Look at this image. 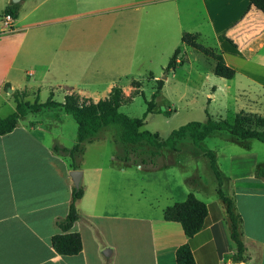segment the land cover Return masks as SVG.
<instances>
[{
  "label": "crops",
  "instance_id": "crops-1",
  "mask_svg": "<svg viewBox=\"0 0 264 264\" xmlns=\"http://www.w3.org/2000/svg\"><path fill=\"white\" fill-rule=\"evenodd\" d=\"M163 1L25 0L8 29L3 16L10 0H0V90L10 85L14 90L6 96L25 91L26 97L29 89L40 90L47 83L95 102L107 97L115 76L101 91L82 79L107 69L97 59L134 52L145 24L142 14L134 17L136 12ZM169 2H174L178 32L199 34L198 41L215 45L229 66L235 64L228 53L243 61L246 73L264 76V13L250 0ZM188 20L195 24L187 27ZM181 44L186 46L182 36ZM20 74L26 80L14 76ZM132 89L125 86V95L130 96ZM26 115L13 131L0 135V264H178L176 250L183 243H189L196 264H237L231 258L237 247L226 205L217 188L204 192L198 179L154 186L144 176L152 170L117 160L113 149L108 157L109 136L85 142L78 168L84 194L76 201L79 216L72 230L80 233L82 250L73 255L58 253L52 237L56 221L69 213L75 186L70 171L75 168L69 157L54 151L56 142L49 141V135L52 139L58 135L52 130L57 122L29 120ZM164 148L160 159L169 160L165 165H176ZM170 150L180 151L178 146ZM259 164L254 157L251 175L232 177L233 192L240 196L235 203L243 218L248 256L238 264H264V179L256 175ZM191 192L206 202L208 214L203 228L187 237L179 222L164 218V210Z\"/></svg>",
  "mask_w": 264,
  "mask_h": 264
},
{
  "label": "rangeland",
  "instance_id": "rangeland-1",
  "mask_svg": "<svg viewBox=\"0 0 264 264\" xmlns=\"http://www.w3.org/2000/svg\"><path fill=\"white\" fill-rule=\"evenodd\" d=\"M169 1L171 0L151 2L145 6L144 11L136 12L139 14L134 17L139 18L142 14L144 23H149V27L142 25V35L134 42L136 50L125 57L112 55L109 58L97 59L98 63L102 61L107 69L102 74H87L82 81L91 82L98 91L104 89L114 76L115 86L122 88L132 87V80L141 81L144 93L134 94L132 89V92L128 93L129 98L120 106V111L131 117L142 118L147 111L148 101L154 99L157 79H163L161 94L155 98L156 112L146 115L145 124L141 128L158 132L162 138L169 137L173 130L191 121L205 122L209 114L214 119H227L230 122L235 120L236 114L241 110L264 117V76L260 75L261 78L246 73L243 61L236 60L229 53L228 58L235 64V76L232 79L217 76L213 72L215 60L212 57L196 48L181 44L182 33L174 27L176 9L174 2ZM192 23L193 21L188 20L186 26L195 24ZM178 46L182 47V53L177 58V65L167 70V65ZM164 75L166 78H163ZM14 76L21 81L27 77L25 74ZM9 88L12 87L7 85L0 90V115L3 117L16 110V95L13 94L12 98L6 96L13 92L9 91ZM32 89H29L25 97V100L30 102H34L38 97L40 102H45L53 92V99L63 102L66 95L65 88H51L47 83L40 90ZM166 110H169V114L164 113ZM27 113L25 119L46 121L49 118L57 122L52 130L53 134L58 135L54 136V139L49 135L50 142L55 141V144L67 147L76 142L77 121L65 110H60L59 107H43L40 111L28 110ZM121 132V126L118 124L103 127L98 132V138L109 136V144L105 146L108 157L112 149L116 156L122 152V147L116 142ZM103 145L105 144L101 143V146ZM176 146L180 149L177 154L169 147L163 149L165 156L172 157L177 162L176 165H165L169 160L162 157L158 167L149 169L152 172L144 174L147 181L154 186L162 187L168 181L183 185L189 179H198L204 192L216 190L217 179L205 154V150L211 149L217 154V165L223 173L225 193L234 200H240V196H235L233 192L236 185L232 180L233 175L247 172L248 176L251 175L250 165L254 157L257 161L264 162V142L257 139L237 140L228 130L215 132L199 144L186 137L178 140ZM236 165L239 166L235 167ZM200 195L203 197V192Z\"/></svg>",
  "mask_w": 264,
  "mask_h": 264
},
{
  "label": "trees",
  "instance_id": "trees-1",
  "mask_svg": "<svg viewBox=\"0 0 264 264\" xmlns=\"http://www.w3.org/2000/svg\"><path fill=\"white\" fill-rule=\"evenodd\" d=\"M24 1L13 2L10 0L5 13H10L14 18H17ZM250 5L256 6L264 13V0H250ZM198 38L199 34L197 33L184 32L182 34L184 44L200 50L215 60L213 72L217 76L232 79L236 74V70L227 64L223 54L214 47L203 45L198 41ZM228 40L234 43L232 39L228 38ZM181 50V46L176 48L167 65V70L176 67ZM156 82L154 99L148 101L147 111L142 118L131 117L120 111V106L129 96H126L123 88L118 85L112 88L106 98H101L96 102L92 98L81 96L76 92L66 94L63 102L55 101L53 93L45 102H40L39 97L34 102H30L25 100V91H17L14 93L17 101L16 110L5 117L0 115V135L13 131L18 126L19 119L28 110L38 111L43 107H62L77 121V140L71 147L55 144L53 149L55 152L69 157L71 166L75 169L80 168L81 157L85 151V142L93 140L103 127L112 124H118L122 129L121 135L116 138V142L122 147V152L117 156V159L125 163L141 164L146 169L159 166L163 147L175 148L177 141L186 137H190L194 143L199 144L215 132L228 130L237 140L257 139L264 142V117L244 110L236 114L233 122L227 119H214L209 114L205 122L191 121L173 130L167 138H162L158 132L141 129L145 124L146 115L156 112L155 98L161 94L164 80L157 79ZM131 84L134 87V94L144 93L141 81L132 80ZM159 111L162 112L161 109ZM164 113L169 114V110L164 111ZM205 154L209 158V165L217 179V193L226 205V220L231 238L237 247V251L232 254L231 258L236 263L246 262L248 260L247 247L241 230L243 218L237 210L234 198L227 195L223 190V175L217 165L216 153L211 149H207ZM256 175L264 179V163L258 165ZM83 194L84 188L82 185L79 187L74 186L69 213L66 217L59 218L56 221L57 231L52 237V244L60 254L73 255L82 250L81 235L73 231L72 227L79 216L76 201ZM207 214L208 206L206 202L199 199L193 192L189 193L185 200L175 202L164 210V218L179 222L187 237L194 236L203 228ZM176 261L178 264H196L189 243H183L177 248Z\"/></svg>",
  "mask_w": 264,
  "mask_h": 264
},
{
  "label": "water",
  "instance_id": "water-1",
  "mask_svg": "<svg viewBox=\"0 0 264 264\" xmlns=\"http://www.w3.org/2000/svg\"><path fill=\"white\" fill-rule=\"evenodd\" d=\"M12 1L13 2H19L20 0H12ZM163 78H166V75H164ZM9 91L12 92L13 89L9 88ZM70 175H71V178H72V181H73L75 187H79L81 185L82 170L73 169V170L70 171ZM241 264H245V263H241Z\"/></svg>",
  "mask_w": 264,
  "mask_h": 264
},
{
  "label": "built area",
  "instance_id": "built-area-1",
  "mask_svg": "<svg viewBox=\"0 0 264 264\" xmlns=\"http://www.w3.org/2000/svg\"><path fill=\"white\" fill-rule=\"evenodd\" d=\"M3 20L8 28H12L14 17L10 13H5Z\"/></svg>",
  "mask_w": 264,
  "mask_h": 264
}]
</instances>
